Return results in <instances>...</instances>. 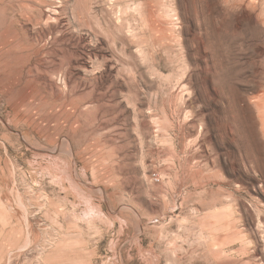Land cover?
I'll return each instance as SVG.
<instances>
[{
  "label": "rangeland",
  "instance_id": "374dc122",
  "mask_svg": "<svg viewBox=\"0 0 264 264\" xmlns=\"http://www.w3.org/2000/svg\"><path fill=\"white\" fill-rule=\"evenodd\" d=\"M142 249L264 264V0H0V264Z\"/></svg>",
  "mask_w": 264,
  "mask_h": 264
},
{
  "label": "crops",
  "instance_id": "0c3cea01",
  "mask_svg": "<svg viewBox=\"0 0 264 264\" xmlns=\"http://www.w3.org/2000/svg\"><path fill=\"white\" fill-rule=\"evenodd\" d=\"M131 245V243L129 242V246ZM130 258L132 257V255H129ZM131 260H133V262H137V264H156L157 259L150 255L145 249L142 250H138L135 259L131 258Z\"/></svg>",
  "mask_w": 264,
  "mask_h": 264
}]
</instances>
